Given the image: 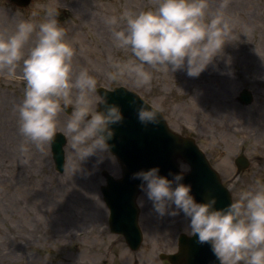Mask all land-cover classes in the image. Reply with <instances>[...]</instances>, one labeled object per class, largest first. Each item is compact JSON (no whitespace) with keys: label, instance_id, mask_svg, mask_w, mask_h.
<instances>
[{"label":"rangeland","instance_id":"rangeland-1","mask_svg":"<svg viewBox=\"0 0 264 264\" xmlns=\"http://www.w3.org/2000/svg\"><path fill=\"white\" fill-rule=\"evenodd\" d=\"M220 2L209 0V12ZM49 6L60 9L58 20L75 50L76 69L88 68L97 77V88L124 87L149 105L159 103L168 127L196 141L232 201L240 190L264 180V0H229L224 12L232 27L215 66L197 77L182 70L173 75L154 70L150 87L137 86L127 76L106 79L111 64L130 55L114 46L106 17L119 16L127 8H153L154 0H31L24 9L0 0V32H11L21 20L40 22ZM242 90L253 96L248 106L238 101ZM23 95L22 79L0 73V264H167L158 255L175 252L167 241L187 234L183 216L158 218L140 194L143 241L131 252L120 236L109 232L99 191L104 184L100 171L120 176L115 158L105 153L93 175L73 176L69 138L62 130L67 116L61 113L56 133L67 140L64 172L55 171L49 144L43 151L29 144L25 159L14 109ZM241 154L249 166L237 172L234 160Z\"/></svg>","mask_w":264,"mask_h":264},{"label":"clouds","instance_id":"clouds-1","mask_svg":"<svg viewBox=\"0 0 264 264\" xmlns=\"http://www.w3.org/2000/svg\"><path fill=\"white\" fill-rule=\"evenodd\" d=\"M228 3L221 0L209 12V0H154L153 8H127L119 16L106 17L114 46L130 52L125 60L111 64L106 79L127 76L137 86L150 87L154 70L172 75L182 70L190 77L199 76L209 65L215 66L223 52L232 27L224 12ZM59 11L49 6L40 22L21 20L11 32H0V73L24 82L23 98L14 109L25 159L30 155L29 144L43 151L52 142L63 113L67 119L62 130L71 150L69 166L73 176L88 178L106 159L103 154L112 153V126L123 123L124 114L118 103L109 102L107 93L98 94L97 77L88 68L74 66L75 50L58 20ZM69 106L70 113L66 112ZM134 110L145 127L160 121V105L155 101L141 103ZM177 166L178 171L169 169L166 174L159 165L130 174V179L139 181L137 188L156 216L182 215L187 234L195 236L198 244L210 246L214 264H264V180L240 190L227 205L216 207L215 195L197 200L192 184L185 182L191 165L178 161ZM144 199H137L138 206H143Z\"/></svg>","mask_w":264,"mask_h":264},{"label":"water","instance_id":"water-1","mask_svg":"<svg viewBox=\"0 0 264 264\" xmlns=\"http://www.w3.org/2000/svg\"><path fill=\"white\" fill-rule=\"evenodd\" d=\"M9 1L18 8H26L31 2ZM97 92L101 95L107 93L109 102L118 103L124 114L123 123L112 126L115 134L109 141L115 145L111 149V155L120 164L122 176L116 180L106 172L103 173L106 185L100 190L109 210L110 232L121 235L131 251H138L143 239L138 226L139 209L136 205V199L140 194L137 188L139 181L130 179V174L139 168L159 165L161 172L166 174L169 169L178 171V161H185L191 165V171L184 179L185 182L192 184V191L197 200H206L209 196L215 195L216 207H223L232 201L228 189L222 185L217 172L210 166L193 138L181 136L170 130L161 113L158 124L143 126L137 120L134 109L145 102L123 87L112 91L98 88ZM238 101L248 106L252 103L253 96L248 90H242ZM66 112L70 113L71 108H67ZM66 143L67 140L61 133H56L50 143L54 169L59 174H62L65 168ZM234 163L238 172L249 166L243 155L236 157ZM162 259L170 264H214L215 256L207 243L201 245L197 243L195 236L180 234L177 252L163 255Z\"/></svg>","mask_w":264,"mask_h":264},{"label":"flooded vegetation","instance_id":"flooded-vegetation-1","mask_svg":"<svg viewBox=\"0 0 264 264\" xmlns=\"http://www.w3.org/2000/svg\"><path fill=\"white\" fill-rule=\"evenodd\" d=\"M118 172H119V174H120V172H121L119 166H118ZM99 173L103 175V170L100 171ZM102 180H103V182H104V178H103V177H102ZM100 187H101V186H100ZM99 191H100V188H99ZM107 220H108V219H107ZM109 232H110V231H109ZM120 237H121V236H120ZM167 240H169V239L167 238ZM167 244H170V245H172V246L174 245V246L176 247V246H177V238H176V241H174V242L171 241V243H170V241H167ZM170 245H169V246H170ZM160 254H161V253H159V255H160ZM159 255H158V258H159V260H161V258H160ZM161 262L167 263L166 261H162V260H161ZM167 264H168V263H167Z\"/></svg>","mask_w":264,"mask_h":264},{"label":"bare ground","instance_id":"bare-ground-1","mask_svg":"<svg viewBox=\"0 0 264 264\" xmlns=\"http://www.w3.org/2000/svg\"><path fill=\"white\" fill-rule=\"evenodd\" d=\"M99 176H100L101 178L103 177V175H102V174H100V173H99Z\"/></svg>","mask_w":264,"mask_h":264}]
</instances>
